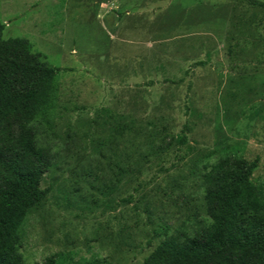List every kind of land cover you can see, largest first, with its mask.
I'll return each mask as SVG.
<instances>
[{"label": "rangeland", "instance_id": "rangeland-1", "mask_svg": "<svg viewBox=\"0 0 264 264\" xmlns=\"http://www.w3.org/2000/svg\"><path fill=\"white\" fill-rule=\"evenodd\" d=\"M0 20L3 38L25 37L59 68L33 122L54 159L47 198L19 227L25 261L140 264L165 233L207 217L203 172L224 152L257 156L264 185V8L0 0Z\"/></svg>", "mask_w": 264, "mask_h": 264}, {"label": "trees", "instance_id": "trees-1", "mask_svg": "<svg viewBox=\"0 0 264 264\" xmlns=\"http://www.w3.org/2000/svg\"><path fill=\"white\" fill-rule=\"evenodd\" d=\"M247 2L264 8V1ZM4 26L0 20V264H65L66 252L27 262L18 251L20 225L49 190L40 182L54 154L38 144L33 122L51 100L59 68L25 37L3 38ZM257 165V156L222 153L202 176L207 217L165 233L140 264H264V185L252 180Z\"/></svg>", "mask_w": 264, "mask_h": 264}]
</instances>
